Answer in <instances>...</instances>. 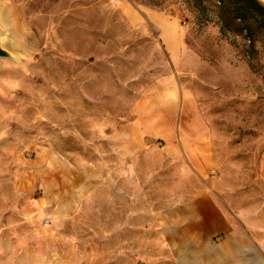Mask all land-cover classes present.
Masks as SVG:
<instances>
[{
    "label": "rangeland",
    "instance_id": "1",
    "mask_svg": "<svg viewBox=\"0 0 264 264\" xmlns=\"http://www.w3.org/2000/svg\"><path fill=\"white\" fill-rule=\"evenodd\" d=\"M254 1L242 22L228 1L0 0V264H264ZM153 16L179 34L173 57ZM155 116L169 139L113 142Z\"/></svg>",
    "mask_w": 264,
    "mask_h": 264
},
{
    "label": "crops",
    "instance_id": "2",
    "mask_svg": "<svg viewBox=\"0 0 264 264\" xmlns=\"http://www.w3.org/2000/svg\"><path fill=\"white\" fill-rule=\"evenodd\" d=\"M131 14V15H130ZM129 16L132 18V19H136L135 17V13L129 11ZM151 15L149 14V17ZM159 22L162 21V26L160 27V31L164 38V47L165 49H167L168 53L171 55V57H173L174 55H176L179 50H180V43H179V34L178 32H174V30L169 27H163V24L167 25L165 23V21L163 20L164 18L162 17H157V16H153L151 17V20L155 23H158L157 20ZM137 20V19H136ZM174 37V38H172ZM172 94H174V91L172 90L171 91ZM174 96V95H172ZM167 105H163L161 109H159L158 111H166V112H170V113H173V117H174V112H177L178 110V105L177 104H173L174 103V99L173 97H168L167 98ZM154 127L155 129L153 128H146L145 130H141L142 126V122L140 121V119H136L134 120L128 127L127 130H125L123 133H117L115 132L114 135H113V142H115L116 140H119V141H123L124 145H126L128 142L131 143V144H137L139 145L140 144V141H143L144 137L145 136H152L153 138L154 137H160V138H166V139H169L171 136H172V128H173V121L172 120H168V119H163V117H159V116H155L154 117ZM194 126H195V131H196V135L195 137L197 138H209V134L208 132L205 130V126H203V123L200 122V120H194V122L192 123ZM167 128V131L166 132H163V128ZM143 129V128H142ZM159 129V130H158ZM129 130V132H128ZM183 135H185L184 133L183 134H178L180 140L184 143V137ZM185 138H187V136H185ZM189 141V140H187ZM190 148L191 147H188L186 148L185 150V155L187 156L188 158V161L190 163H192V157L194 158V155L196 154H193L191 155V151H190ZM211 151V148L208 147V146H204V148L202 149V151L200 153H198L199 155H203L202 158H206V155L207 153H209L208 155H210V152ZM193 165V164H192Z\"/></svg>",
    "mask_w": 264,
    "mask_h": 264
},
{
    "label": "trees",
    "instance_id": "3",
    "mask_svg": "<svg viewBox=\"0 0 264 264\" xmlns=\"http://www.w3.org/2000/svg\"><path fill=\"white\" fill-rule=\"evenodd\" d=\"M226 1L231 2L233 6V12H236V17L242 21V22H249V20H253L252 13L250 12V6L248 5V8H244L243 5H241L242 0H217L220 6L226 5ZM248 1L251 6H255L256 8H261L256 4L254 0H244ZM189 5L191 8H200L202 11L206 9L207 4L203 2V0H189Z\"/></svg>",
    "mask_w": 264,
    "mask_h": 264
},
{
    "label": "water",
    "instance_id": "4",
    "mask_svg": "<svg viewBox=\"0 0 264 264\" xmlns=\"http://www.w3.org/2000/svg\"><path fill=\"white\" fill-rule=\"evenodd\" d=\"M264 2V0H262ZM5 44L3 39H0V59L8 58L9 54L5 51Z\"/></svg>",
    "mask_w": 264,
    "mask_h": 264
},
{
    "label": "bare ground",
    "instance_id": "5",
    "mask_svg": "<svg viewBox=\"0 0 264 264\" xmlns=\"http://www.w3.org/2000/svg\"><path fill=\"white\" fill-rule=\"evenodd\" d=\"M1 35V34H0ZM6 38V37H5Z\"/></svg>",
    "mask_w": 264,
    "mask_h": 264
}]
</instances>
